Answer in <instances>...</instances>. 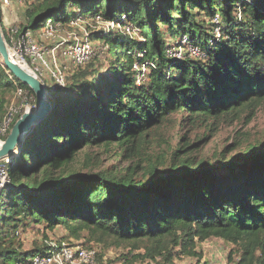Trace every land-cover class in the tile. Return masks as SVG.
Here are the masks:
<instances>
[{"label":"trees","instance_id":"obj_1","mask_svg":"<svg viewBox=\"0 0 264 264\" xmlns=\"http://www.w3.org/2000/svg\"><path fill=\"white\" fill-rule=\"evenodd\" d=\"M80 14L134 24L140 36L90 30V39L107 48L109 67H89L93 57L53 91L54 108L12 159L0 193V264H29L63 246L25 248L20 229L40 223L62 225L75 238L86 233L107 248H129L131 258L156 264L199 256L198 244L214 238L238 247L240 257L231 251L230 263L264 264V144L210 163L180 157L187 147L169 156L148 151L152 132L174 113H187L189 123L211 132L228 116L250 111L246 123L253 119L264 101V0H34L27 2L18 35ZM167 34L171 41L186 37L200 55L171 54ZM137 63L146 64L142 77ZM17 87L37 103L0 55V124ZM91 146L115 148L137 162L124 173L67 172Z\"/></svg>","mask_w":264,"mask_h":264},{"label":"rangeland","instance_id":"obj_2","mask_svg":"<svg viewBox=\"0 0 264 264\" xmlns=\"http://www.w3.org/2000/svg\"><path fill=\"white\" fill-rule=\"evenodd\" d=\"M33 1L0 0V18L4 24L5 33L9 38L8 45L13 58L33 70L49 87L58 89L64 87L68 81H71L73 74L78 71L79 67H84L87 64L75 65L72 63L66 56L68 47L78 39L85 37V35L90 38V30L102 29L103 25L94 22L93 16L88 18L80 14L78 17L81 18V21L72 26L66 23L64 27L57 28V33L54 36H48L47 32H45V27L37 34L31 33L32 39L36 42L40 51L44 53L46 61H49L54 67L57 64L62 70L64 78L56 82L50 75H46L38 64L32 65V60L30 59V61L27 58L28 55L23 54V35H18V30L26 19L24 11L26 10L27 2ZM200 18H205L204 14L201 13ZM54 30L56 31V28ZM134 34L136 37L140 36L138 30H135ZM169 36L167 34L166 38L171 41ZM178 39H180V36L176 35L169 42L172 45L171 51L177 54L179 48H177L176 42ZM94 43L96 58H94L95 60L89 67L92 66L91 68H96L101 72L107 71L111 56L107 48L103 46L102 41H94ZM23 56H25V60H23ZM17 95V98L13 99V103L7 111L6 116L8 117L14 118L15 114L19 113L21 115L26 110L34 107L33 97L25 96L24 92ZM249 114L250 111H246L239 119L228 116L221 120L217 128L211 132L208 126L204 127L201 123H189L187 113H174L171 119L152 132L148 151L154 157L157 155L165 156L170 155L171 151L177 147H187L181 152L180 157H191L195 161L209 163L216 157L221 158L222 155L226 159H231L240 153H244L251 146L264 144V101L255 111L253 119L246 123V117ZM114 149L111 148V151H106L105 147L102 146L86 147L78 153L74 161L68 165L66 171L95 173L110 170L116 173H124L129 165L137 162V157L124 158L120 154H116ZM166 169V167L160 168V170ZM19 232V240L25 248H31L36 243L42 242L82 248L95 246L98 251L96 264H156L149 259L131 258V255L128 254L129 248H107L101 243L90 242L85 237L86 233H83L80 238L71 237L68 235L67 229L62 225L51 229L40 223L26 230L20 229ZM197 251L199 256H177L174 264H232L229 261L231 251L234 252V259H239L240 257L237 246L218 238L199 243ZM138 252L141 253V251ZM126 257L129 258V261L125 260ZM161 264L166 263L162 262Z\"/></svg>","mask_w":264,"mask_h":264},{"label":"built area","instance_id":"obj_3","mask_svg":"<svg viewBox=\"0 0 264 264\" xmlns=\"http://www.w3.org/2000/svg\"><path fill=\"white\" fill-rule=\"evenodd\" d=\"M79 21H81L80 17L72 18L68 22V25H76ZM93 21L97 24L103 25V29H117L132 36H135V30H138V28L134 24H121L116 21H106L100 15H96L95 17H93ZM214 21L218 22V15L216 16ZM55 24L58 23H55L52 20H48L47 24H45L44 29L45 32H47L48 36H54L55 33H57V28L61 26V24H58L57 26H55ZM54 28H56V31L54 30ZM22 40L24 44L23 54L28 55V57H26L29 60H32V65L38 64L42 71L45 72L46 75H50L53 79L56 80V82H58L59 79L64 78L62 70L57 64L54 67L53 64H50L49 61H46L44 53L40 51L38 45L32 39L31 32L24 34ZM180 43L182 46H177V48H179L178 54L170 50L171 54L179 57H182L186 52H188L191 56L200 55V52L196 47L188 44L186 37L180 39ZM94 44V41L91 40L88 35H85V37L78 39L68 47V49L66 50V56L75 65H85L93 57L96 56V48ZM22 58L23 60H25V56H23ZM134 69L137 70L142 77L145 75L144 73L146 71V64L137 63L135 64ZM18 93H23V90L19 87H17L16 94ZM13 119L14 118H12L11 116H5V119L0 124V147L4 142V136L8 133L10 125L12 123L11 121H13ZM10 163L11 161L9 158L0 159V193L10 181ZM97 253V247L95 246L82 248L63 245L59 249L51 252L49 255L35 256L29 264H96Z\"/></svg>","mask_w":264,"mask_h":264},{"label":"water","instance_id":"obj_4","mask_svg":"<svg viewBox=\"0 0 264 264\" xmlns=\"http://www.w3.org/2000/svg\"><path fill=\"white\" fill-rule=\"evenodd\" d=\"M0 55L3 64L10 72L23 84L28 85L35 93L37 103L32 109L25 111L13 124L9 134L4 139L0 147V159L9 158L10 161L20 151L21 146L36 126L54 108L53 91L55 88L49 87L45 82L30 68H26L22 63L16 61L10 51L8 42L5 38L0 20Z\"/></svg>","mask_w":264,"mask_h":264},{"label":"crops","instance_id":"obj_5","mask_svg":"<svg viewBox=\"0 0 264 264\" xmlns=\"http://www.w3.org/2000/svg\"><path fill=\"white\" fill-rule=\"evenodd\" d=\"M66 24V23H65ZM65 24H63V25H61L60 27H64L65 26ZM58 24H55V26H57ZM60 27H58V28H60ZM32 34H37V32H31Z\"/></svg>","mask_w":264,"mask_h":264},{"label":"bare ground","instance_id":"obj_6","mask_svg":"<svg viewBox=\"0 0 264 264\" xmlns=\"http://www.w3.org/2000/svg\"><path fill=\"white\" fill-rule=\"evenodd\" d=\"M23 66H25L27 69L29 68L28 66H26L25 64H23ZM31 70V69H30Z\"/></svg>","mask_w":264,"mask_h":264}]
</instances>
